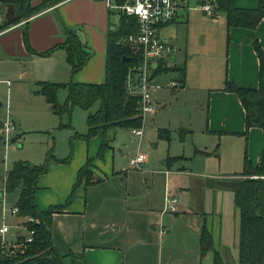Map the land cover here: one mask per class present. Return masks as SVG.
Returning a JSON list of instances; mask_svg holds the SVG:
<instances>
[{
  "label": "crops",
  "instance_id": "1",
  "mask_svg": "<svg viewBox=\"0 0 264 264\" xmlns=\"http://www.w3.org/2000/svg\"><path fill=\"white\" fill-rule=\"evenodd\" d=\"M42 1L29 0V4L37 6ZM231 2L239 8L256 7L255 0ZM190 9L180 11L177 18L183 19ZM7 11L0 3V23ZM114 15L105 9L102 0H62L0 30V85L7 84V77L16 81L25 80L26 76L31 79L34 72L28 73L24 63L34 62L36 58L58 60L56 74L62 77L54 79L66 80L68 66L63 62L64 48H56L48 56L39 58L26 50L22 37L25 28L29 48L45 51L63 40L58 19L72 30L84 50L102 60L101 66L94 65L86 76L80 74L77 79L100 83L105 34L116 26L111 22ZM208 25L215 27L216 44L222 37L223 45L217 47L216 60L211 66L206 61L200 62L197 70H192L191 60L196 52L190 48L188 51L187 37L180 57L173 38L168 35L163 40L172 49L168 60L176 66L183 65L184 74L180 78L174 70L152 73L150 84L155 111L141 121V135H132L131 128H125L135 142V153L144 155L141 166H129L128 161L135 153L122 162L115 159L109 142L98 157L102 135L97 133L83 140L72 136L76 131L69 136L68 147H61L47 160L45 172L37 177L33 203L38 210L60 206L50 219V241L57 253L81 252L88 264H213V252H216L221 264H238V210L231 190L219 183L237 176L243 155L256 163L264 138L257 127L244 132L243 109L235 94L222 87L225 81L240 87H256L258 63L250 40L255 37L264 52V22L260 20L252 29L226 28L225 23L215 21ZM172 26L176 28L175 22L160 29ZM170 81H177L178 86L170 88ZM172 98L188 110L189 116L170 128L192 138L190 145L181 143L175 135L180 143L177 153L164 149L167 141L159 131L165 134L166 131L156 123L157 113ZM93 104L96 110L98 102ZM12 120L19 137L18 125ZM143 146L148 149L143 150ZM86 158L91 159L90 170L100 180L86 187L79 184L70 201L63 205L76 171ZM64 159L67 160L61 161ZM186 159H190L187 165ZM14 191L13 204L18 193L17 189ZM2 194L0 190V200ZM165 199L175 200L174 210L166 209ZM201 226L211 240V250L202 255L199 252Z\"/></svg>",
  "mask_w": 264,
  "mask_h": 264
},
{
  "label": "trees",
  "instance_id": "2",
  "mask_svg": "<svg viewBox=\"0 0 264 264\" xmlns=\"http://www.w3.org/2000/svg\"><path fill=\"white\" fill-rule=\"evenodd\" d=\"M60 1L62 0H43L39 5L31 6L29 0H0L3 6H14L17 12L16 17L11 20L2 18L0 30L26 20L31 15ZM199 1L203 3L205 0ZM211 1L214 12L223 16L226 28L252 29L259 20L264 22V0H255L256 7L251 9L235 7L231 0ZM58 24L63 36L61 43L53 45L45 51L35 52L29 48L25 28L22 32L23 42L28 52L38 56H47L56 48H64L71 72H74L83 65L89 52L83 49L77 36L59 19ZM135 30L136 25H134L133 18L120 15L116 26L106 32L103 80L100 83L35 82L34 92L43 95L46 101L52 104L51 108L57 109L58 113L62 111L68 113L73 107L88 110L95 101L98 102V108L86 116L85 133L74 132L73 134L74 137L87 140L100 133L102 139L96 154L98 157H101L103 149L108 147L109 131L113 132L118 127L135 128L141 125V118L135 110L137 96L129 94L125 88L128 68L138 65L141 62V56L139 53L132 52L128 46L119 43L123 36L133 33ZM250 44L258 63L256 87H240L225 81L222 89L233 92L237 97L243 109L244 132L250 127H257L261 130L264 138V52L255 37L251 38ZM167 70L176 71L180 78L184 74L183 65H174L169 68L164 63L158 64L153 69V74ZM59 87L66 89V101L63 107L58 106L55 102V91ZM159 134L166 135L161 130ZM181 136V130H179V137ZM51 158L52 153L49 149L41 164L33 165L25 161H16L4 174L2 191L7 193L15 189L18 190L16 201L13 204L17 207V215L19 217L30 216L34 221L26 223L27 229L32 230L30 242H23L22 236L18 235L15 246L4 247L0 244V264H88L81 252L59 254L52 247L50 219L51 214L58 211L60 206L38 210L33 203L37 177L45 172L46 162ZM90 168L91 159L86 158L76 171L75 180L63 205L70 201L79 184L86 187L88 184L100 180V178L91 180ZM219 185L231 190L234 205L238 210V264H264V145L256 163H252L243 155L241 170L237 176L228 181H222ZM208 250H211L210 236L204 226H201L199 252L202 255ZM213 264H221L216 252H213Z\"/></svg>",
  "mask_w": 264,
  "mask_h": 264
},
{
  "label": "rangeland",
  "instance_id": "3",
  "mask_svg": "<svg viewBox=\"0 0 264 264\" xmlns=\"http://www.w3.org/2000/svg\"><path fill=\"white\" fill-rule=\"evenodd\" d=\"M200 3L199 0H188L187 6H198ZM223 20L221 14L218 17L210 18L204 15L199 9H190L187 11L186 16H183V19L176 18L174 20L176 24L175 29H173V26L160 29L158 35L161 40H166L168 35L173 38V46L179 49L178 57L183 54V41L187 37L188 51L190 48V51L193 53L196 52L191 60V68L192 70H197L196 67L200 62L206 61V64L211 66L216 60L217 47H223L222 37L218 40L219 43L216 44L217 36L214 35L215 27L208 25L212 21L224 24ZM111 22L117 24L118 16L116 14L112 16ZM92 53L89 51V56L83 65L78 70L71 72L65 50L63 62L68 66L65 81L61 80L62 82H60V80L54 79L55 77L62 76L56 74L59 64L58 60H54L51 57L50 59L36 58L34 62L24 63L28 73L30 71L34 72L31 79L26 76L25 80L16 81V78L7 77V84L0 85V118L2 119L4 115H7L11 119H14L18 125V134L21 133L19 137L16 134L11 135L6 142L3 134L0 133V190H2L1 183L4 180V174L11 167L12 163L25 161L33 165L41 164L44 161L47 150L51 149L52 154L53 152L58 153L61 147H68L69 136L74 131L79 133V131L82 132L86 129V116L88 113L95 111V104H92L88 110L73 107L68 113L66 111L58 113L57 109L53 110L51 108L52 104L47 102L43 95L37 94L34 91L36 89L35 80L37 79L53 83H67L69 81L88 83L84 81L85 79L79 80L77 78L80 74L86 76L94 65L96 67L101 66V58L92 56ZM33 55L39 58L46 57ZM94 58H96V63H94ZM73 62H75L74 59ZM51 65L53 66L52 70H50ZM192 87H195V85H192ZM65 101L66 89L63 87L57 88L55 91L56 104L63 107ZM188 116V110L175 98L167 99L165 107L157 113L156 123L158 122L159 125L164 126L162 129L166 131V135L162 138L167 141L164 149H167L168 153H177L180 150L179 141L191 145L192 138L190 136L183 135L184 137L182 136V139H179V136H177L179 129L174 132L170 128L179 121L186 120ZM108 135L110 136L109 145L113 149L115 159L119 158V161L122 162L124 159H127L128 155L130 156L136 152L135 142L129 136V129L118 127L113 132L109 131ZM142 149L146 151L148 147L143 146ZM186 160L187 165L190 159ZM89 173L91 180L99 178L92 170H89ZM228 180L230 179H223V181ZM2 192V199L0 200V224L4 222L10 225L8 232L4 235V240L7 243H11L16 240L17 234L13 225L16 224L19 228V225L28 216L12 217L8 210L13 206L15 191Z\"/></svg>",
  "mask_w": 264,
  "mask_h": 264
},
{
  "label": "built area",
  "instance_id": "4",
  "mask_svg": "<svg viewBox=\"0 0 264 264\" xmlns=\"http://www.w3.org/2000/svg\"><path fill=\"white\" fill-rule=\"evenodd\" d=\"M107 11L120 15H126L133 18L136 30L133 33H128L123 36L119 43L129 47L134 53H139L141 62L128 68L125 78V88L131 95L137 96L136 100V114L141 118L149 116L155 111V103L152 99V85L150 84V77L153 73V64L155 67L164 63L166 67H172L175 64L168 60L169 52L172 50L170 45L161 40L158 35L159 29L167 24L174 22L178 16V12L190 8L199 9L204 15L208 17H216L219 15L214 12L213 4L209 0H205L198 6H187L188 0H102ZM168 86L170 88L178 86L177 81H170ZM1 120L2 126L0 133L3 134L5 142L8 137L16 134V126L13 120L4 115ZM132 135H141V126L131 128ZM6 144V143H4ZM144 161L142 153H135L128 161L131 168H138ZM174 199H165L166 209L174 210ZM12 217L17 215V207L12 206L9 210ZM34 219L30 216L25 217L22 224L13 225L17 234L22 236L23 242H30L32 240V230L27 229L26 223L32 222ZM10 225L2 222L0 224V244L1 246H15L16 240L7 243L4 240V235L8 232Z\"/></svg>",
  "mask_w": 264,
  "mask_h": 264
},
{
  "label": "water",
  "instance_id": "5",
  "mask_svg": "<svg viewBox=\"0 0 264 264\" xmlns=\"http://www.w3.org/2000/svg\"><path fill=\"white\" fill-rule=\"evenodd\" d=\"M209 3L211 4L212 1L210 0ZM5 7L8 8V11H7V14L4 15L3 18L6 19V20H11V19L15 18L16 15H17L15 7L11 6V5H6ZM153 67H155V64H153ZM1 126H2V123H1V120H0V128H1Z\"/></svg>",
  "mask_w": 264,
  "mask_h": 264
}]
</instances>
